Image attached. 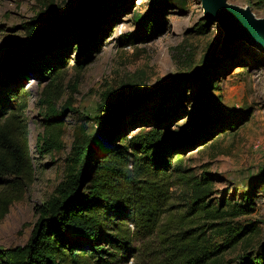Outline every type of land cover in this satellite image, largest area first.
<instances>
[{
	"label": "rangeland",
	"instance_id": "obj_1",
	"mask_svg": "<svg viewBox=\"0 0 264 264\" xmlns=\"http://www.w3.org/2000/svg\"><path fill=\"white\" fill-rule=\"evenodd\" d=\"M167 1L156 30L143 36L158 0H0V59L24 38L26 26L45 24L47 9L78 13L75 25L64 36L73 37L75 28L88 24L93 28L87 45L78 46L69 37L66 46L44 54L48 60L60 56L65 60L51 84V90L58 88L57 99L46 102L42 90L47 80L36 74L21 83L34 176L23 198L13 202L0 220V247L23 244L28 238L37 217L36 206L62 178L73 129L81 124L87 133H94L99 123H106L110 107L132 99L131 111L124 116L130 133L155 125L153 118L171 102L174 110L159 125L185 132L202 126L196 129L192 143L177 151L184 175L205 172L210 176L212 203L220 197L238 202L250 193L254 211L231 221H254L258 231L226 249L224 263L238 264L241 255H253L264 243V55L240 38L228 39L217 21L204 16L198 0ZM226 2L247 6L255 17L264 18V0ZM49 106L62 123L63 150L38 152L36 136L43 130ZM236 122L234 129L228 127ZM213 131L211 138L207 136ZM188 194L184 181L173 182L157 230L145 240L149 250L162 245L161 236L165 242L181 230L216 222L187 213ZM206 235L214 245L223 241L213 229Z\"/></svg>",
	"mask_w": 264,
	"mask_h": 264
},
{
	"label": "trees",
	"instance_id": "obj_2",
	"mask_svg": "<svg viewBox=\"0 0 264 264\" xmlns=\"http://www.w3.org/2000/svg\"><path fill=\"white\" fill-rule=\"evenodd\" d=\"M167 2L158 0L152 7L153 16L143 36L156 30L160 11ZM44 13L45 24L39 28L26 26L24 38L0 59V220L13 202L23 198L34 176L21 83L36 74L47 80L42 90L46 102L57 99L58 88L51 90V84L65 60L61 56L48 60L44 54L66 46L69 37L81 47L92 38L89 24L75 28L73 37L64 36L69 26L75 25L77 12L61 14L47 9ZM133 104L132 99L110 107L106 123H99L92 134L81 124L73 129L61 180L36 206L37 217L26 241L0 247V264H225L222 253L226 249L257 233L254 221H231L254 211L250 193L243 194L238 202L220 197L212 203L210 176L205 172L184 175L186 169L181 167L177 150L192 143L202 126L185 132L159 125L167 112L174 110L170 104L153 118L155 125L130 133L124 116ZM55 114L50 106L46 109L43 130L36 136L38 152L63 150L62 123ZM245 118L246 114L242 120ZM236 124L228 127L234 129ZM213 135L214 131L207 136ZM172 160L175 163L169 167ZM175 180L188 186L187 213L205 215L216 222L181 230L165 242L161 236L162 245L149 250L145 240L156 232ZM210 229L223 236L222 243H210L206 235ZM191 232L194 234L189 235ZM237 263L264 264V243L253 255H241Z\"/></svg>",
	"mask_w": 264,
	"mask_h": 264
},
{
	"label": "water",
	"instance_id": "obj_3",
	"mask_svg": "<svg viewBox=\"0 0 264 264\" xmlns=\"http://www.w3.org/2000/svg\"><path fill=\"white\" fill-rule=\"evenodd\" d=\"M198 1L204 16L217 21L227 38H240L264 55V18L255 17L247 6L229 4L226 0Z\"/></svg>",
	"mask_w": 264,
	"mask_h": 264
},
{
	"label": "bare ground",
	"instance_id": "obj_4",
	"mask_svg": "<svg viewBox=\"0 0 264 264\" xmlns=\"http://www.w3.org/2000/svg\"><path fill=\"white\" fill-rule=\"evenodd\" d=\"M245 7V6H244ZM253 46V45H252Z\"/></svg>",
	"mask_w": 264,
	"mask_h": 264
}]
</instances>
